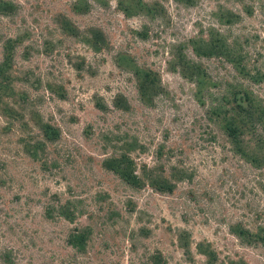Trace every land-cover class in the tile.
Segmentation results:
<instances>
[{"label": "rangeland", "instance_id": "rangeland-1", "mask_svg": "<svg viewBox=\"0 0 264 264\" xmlns=\"http://www.w3.org/2000/svg\"><path fill=\"white\" fill-rule=\"evenodd\" d=\"M5 55L0 264H264L234 233L264 227V151H234L212 108L264 103L262 0H0ZM33 119L60 132L36 157ZM123 153L173 191L122 180L105 161Z\"/></svg>", "mask_w": 264, "mask_h": 264}, {"label": "trees", "instance_id": "trees-1", "mask_svg": "<svg viewBox=\"0 0 264 264\" xmlns=\"http://www.w3.org/2000/svg\"><path fill=\"white\" fill-rule=\"evenodd\" d=\"M264 2V0H262ZM208 42L209 40H203ZM204 43V42H203ZM210 42L204 43L209 47ZM211 50H214L212 45ZM200 54L199 51H196ZM208 54V53H207ZM212 54V53H210ZM8 55L4 56V61L0 64V84H3V79L6 77V62ZM196 68V67H194ZM194 77L197 78L196 83L201 84L200 72L195 70L193 72ZM148 74H144L142 79H138V91L142 98L145 97L148 88ZM152 82V80H150ZM197 88V89H198ZM231 94V97L228 95ZM223 96H226L222 94ZM225 99H232V102L225 105L223 103H217L212 105L213 112L217 117V122L220 123L221 128L226 134L233 150L242 155L246 160L253 164H261L262 158L260 153L264 151V103L262 101H256L258 99L253 95L250 89H239L236 91L228 92ZM256 97V98H255ZM221 97L220 99H224ZM260 99V98H259ZM34 120V119H33ZM35 124L40 130L38 138L33 139L34 147L32 156L36 157L38 150H42L47 142L55 141L59 137V129L54 127L49 122L39 119L35 121ZM106 167L114 171L122 180L126 183L140 187L149 185L150 187L161 192H172L175 183L170 180L167 175H158L151 171L148 174L144 171L138 174L135 171L134 161L128 153H123L118 157H112L105 161ZM59 215L65 218L72 219L74 217L75 209H71L69 206L59 205ZM89 228H76L68 235V243L75 249L83 250L85 243L89 235ZM234 233L243 241L252 243L260 242L264 245V227H256L250 229L247 226H237ZM13 264V263H9Z\"/></svg>", "mask_w": 264, "mask_h": 264}]
</instances>
